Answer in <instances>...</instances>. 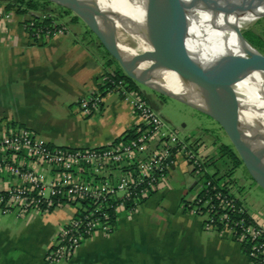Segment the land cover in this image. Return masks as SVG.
<instances>
[{"label":"crops","instance_id":"crops-1","mask_svg":"<svg viewBox=\"0 0 264 264\" xmlns=\"http://www.w3.org/2000/svg\"><path fill=\"white\" fill-rule=\"evenodd\" d=\"M21 19L18 14H11L9 18L0 16V133L9 126H20L28 128L40 142L84 148L108 144L140 122L126 104L124 116L111 126L103 130H79L57 141L59 130L77 129L73 127L77 122L94 125L101 119L95 115L104 112L102 101L95 115V111L86 114L82 102L97 89L102 67L81 40L67 41V30L52 35L45 44H38L28 36ZM120 99L114 101L117 103ZM70 102L77 104L76 110L66 108ZM52 108L61 116L48 129L53 120ZM150 150L152 144L146 154ZM177 162L178 158L174 157L169 176ZM32 164L48 170L43 164ZM7 183L8 174L0 172V190ZM158 183L133 210L115 211L109 234L95 232L82 242L70 260L59 263L49 262L46 252L59 229L73 215V207L64 204L48 212L0 216V264H250L230 234L203 227L202 220L181 205L182 196L176 205L160 204L165 192L157 190ZM194 183L195 179H190L188 189L193 190ZM158 192L155 203H148Z\"/></svg>","mask_w":264,"mask_h":264},{"label":"built area","instance_id":"built-area-1","mask_svg":"<svg viewBox=\"0 0 264 264\" xmlns=\"http://www.w3.org/2000/svg\"><path fill=\"white\" fill-rule=\"evenodd\" d=\"M31 18L29 27L35 21ZM50 33L46 30V35ZM60 33L63 29L57 28L52 35ZM108 83L106 93L120 94L122 98L132 94L122 80L110 79ZM100 102L101 96L94 90L83 100L82 110L90 114L100 107ZM128 103L132 113L140 116L136 130L104 147L52 146L36 140L28 128L20 126H9L0 133V172L8 174V183L0 190V212L21 216L29 211L48 212L64 204L73 207V215L46 252L49 262L67 261L95 232L110 233L113 214L126 201L132 200L137 206L139 200L147 198L178 154L199 174L189 211L203 216V227L227 231L243 246L250 264H264V228L237 204L230 184L212 183L210 178L201 180V163L208 158L199 157L196 151L200 147L174 137L168 142L160 130L161 121L142 99L129 98ZM150 144L152 150L146 154ZM32 163L43 164L48 170ZM131 210L133 207L127 208Z\"/></svg>","mask_w":264,"mask_h":264},{"label":"bare ground","instance_id":"bare-ground-1","mask_svg":"<svg viewBox=\"0 0 264 264\" xmlns=\"http://www.w3.org/2000/svg\"><path fill=\"white\" fill-rule=\"evenodd\" d=\"M85 1L103 13L99 18L102 28L112 23L115 29L131 33L143 55L137 54L122 40L117 39V46L135 61L151 83L160 84L175 94H186L196 107L205 108L194 91L184 87L169 70L161 55L157 45L159 26L150 0ZM183 1L194 6L186 15L188 27L185 36L187 49L194 60L207 65L222 55L252 52L249 43L240 38V30L264 15V0ZM233 89L240 103L239 124L245 136L253 149H264V72L250 73L235 83ZM257 161L264 162V152Z\"/></svg>","mask_w":264,"mask_h":264},{"label":"rangeland","instance_id":"rangeland-1","mask_svg":"<svg viewBox=\"0 0 264 264\" xmlns=\"http://www.w3.org/2000/svg\"><path fill=\"white\" fill-rule=\"evenodd\" d=\"M9 1L10 0H0V14L3 15L8 13L9 16L10 14H16L15 11L17 7L15 6L8 11L5 9V6L9 3ZM46 10L53 12L57 16L58 20L55 21L56 25L58 26L57 28L63 29V32L67 30L68 42L72 38H77L78 40H81L87 47L89 45L87 43L88 40L96 42L94 34L87 31L86 25L80 18H78L77 21H71L73 15H75L72 11L65 12L54 3L47 5ZM29 13L36 15L45 14L42 11H33ZM60 13L62 15H60ZM9 16L5 18H9ZM31 19V15H22L21 19V23L29 37H32V34H35L34 32L30 31V28L26 29ZM246 29H251L260 35L259 40L262 53H259L264 55V15L247 24L240 30V32ZM130 34L131 33L128 31L122 30L120 28L115 29V35L118 40H122L130 48H133L137 54L143 55V50L139 47L137 41L132 37V35L130 36ZM32 41L34 42L35 38H33ZM90 50L92 51L95 61L101 65L103 73L105 68L102 65V60L99 58V51L95 50L94 48H90ZM115 66V63L110 65L111 68ZM136 88L143 96V101L150 107V109L161 121L162 126L160 130L167 138V141L169 142L170 139L174 137L176 140L188 141L195 146L197 145L196 147H200V150L196 151L199 157L202 159L208 158L207 161L201 163V171L209 176L213 175L211 177L216 179L218 182H227L230 184L233 191L232 195L241 202L247 213L264 228V190L249 177L242 164H239L236 167H231L225 158L219 157L217 148L218 144L223 143L228 146L231 145L218 124L210 117L191 107L190 105L158 94L145 85L136 83ZM119 97H121L120 94H118V96L108 94L101 96V101L103 102L102 108L104 112H101V115H98L99 113L95 115V113L101 109V107H96L94 110L95 112L93 113L95 116H98V118L101 119H99L94 125L77 122V124L73 126L77 127V129L74 130L63 128L59 130L60 135L57 141H61L63 140V137L77 133L79 130H103L104 128L111 126L115 120L121 119L124 116L123 110L125 105L127 104L130 107V104L128 103L129 98L131 99L137 97L133 94H129V96L120 99V101L116 103L114 100ZM71 103L72 102L69 104ZM69 104L66 108L76 110L77 104L72 103L70 106ZM52 109L51 111L53 113V120L50 122V125L48 124V129H52L53 126L51 125L55 124L56 121L60 119L59 116H61V114L57 116L58 113L54 111V108ZM133 116L138 121L140 120V116L134 113ZM56 143L63 145L61 142ZM232 150L234 149L232 148ZM212 151L213 154L210 155ZM175 157L176 159L178 158V162L176 163L173 170L170 171L171 176H169L168 170L163 178V181L157 185V190H162L165 192L164 197L159 203L167 206L176 205L180 196L183 197L185 202L191 204L194 191L188 189V182L190 179L193 180L199 176L198 172H196L197 170L195 169L192 171L191 164L184 161L180 155L177 154ZM159 194L160 192L152 197L148 203L154 204L157 199L156 196ZM187 208L189 209V207ZM4 214L6 218L9 217V215H7L8 213L0 212V216H3ZM197 217L201 220L203 219L202 215Z\"/></svg>","mask_w":264,"mask_h":264},{"label":"water","instance_id":"water-1","mask_svg":"<svg viewBox=\"0 0 264 264\" xmlns=\"http://www.w3.org/2000/svg\"><path fill=\"white\" fill-rule=\"evenodd\" d=\"M72 11L94 34L107 54L118 64L123 74L135 83L145 85L156 93L179 100L199 110L222 129L249 177L264 190V162L257 157L264 149H253L239 124L240 103L233 85L252 72H264V55L252 48L249 54L230 53L217 57L207 65L194 60L187 49V13L193 4L183 0H150L159 26L157 45L169 70L184 87H190L204 105L200 109L186 94H175L160 84L150 82L135 61L117 46L114 24L102 28L103 13L85 0H47ZM105 17V16H104ZM240 38L246 41L240 34ZM155 42V40H152ZM156 43V42H155Z\"/></svg>","mask_w":264,"mask_h":264},{"label":"trees","instance_id":"trees-1","mask_svg":"<svg viewBox=\"0 0 264 264\" xmlns=\"http://www.w3.org/2000/svg\"><path fill=\"white\" fill-rule=\"evenodd\" d=\"M52 2H49L47 0H10L8 4H6L5 9L8 11L9 9H12L14 6L17 7L15 13L18 15H24L28 14L29 12L33 11H42L45 14L44 15H36V14H30L34 18V23L32 26H30V31L34 32L36 35L35 37V42L38 44H45L47 39L52 36V33L55 29H57V25L55 24L54 27V22L58 20L57 16L49 11L46 10L47 5H49ZM65 12H69L70 10H67L63 7L58 6ZM60 15H62L60 13ZM78 16L73 15L71 21H77ZM46 30H50V34L46 35ZM87 31L91 33V31L87 28ZM242 34L241 36L253 47L255 50L258 52L262 53V49L260 46V35L254 32L251 29H246L240 32ZM96 39V38H95ZM89 45V49L94 48L95 50H98L100 55L99 58L102 60V65L105 68V71L101 74L100 79L98 80V83L96 84V90L99 93L100 96L106 93V88H108L109 83L108 80H122L123 83L128 87L130 92L135 95L137 98L142 99L140 92L136 88V83L128 78L126 75L123 74L122 70L118 66V64L107 54V52L102 48V46L99 44V42L96 40V42H93L92 40H88L87 42ZM112 63H115V67H110ZM136 130V126H133L131 128H128L124 130L122 133H120L117 137H115L110 143L120 139V138H127L132 135V133ZM109 144V143H108ZM108 144L100 145V147L107 146ZM218 152H219V157L220 158H225L226 161L229 163L231 167H236L237 165L241 164V161L239 160L238 156L232 150L231 146H228L226 144L220 143L217 146ZM23 156L25 155L24 152H21ZM213 175H207L206 173H203L201 176V180L205 181L210 178L212 183H215L216 180L211 177ZM152 193V192H151ZM144 199H141L138 201L137 204L142 203ZM236 202L238 205H242L241 202L236 198ZM180 203L184 207H188V202H185L183 200V197H181ZM133 207V209L136 207L133 205L132 200H128L124 203L122 209L127 210V208ZM111 214L114 213L113 210L110 211ZM114 215L111 219V225L113 227V221H114ZM246 216V215H245ZM242 251L243 250V246ZM245 253V252H244Z\"/></svg>","mask_w":264,"mask_h":264}]
</instances>
